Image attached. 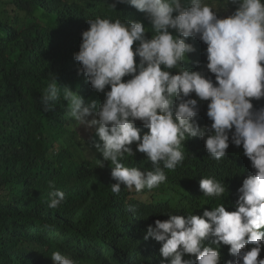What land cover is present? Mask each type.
Here are the masks:
<instances>
[{
  "label": "clouds",
  "instance_id": "9594fccd",
  "mask_svg": "<svg viewBox=\"0 0 264 264\" xmlns=\"http://www.w3.org/2000/svg\"><path fill=\"white\" fill-rule=\"evenodd\" d=\"M116 3L145 13L151 38L143 22L88 19L74 59L103 103H86L53 77L41 106L53 110L62 94L73 129H95L103 143L94 147L111 162L106 177L115 195L125 187L161 188L166 170L185 160V143L201 148L184 192L173 194L182 214L147 229L146 248L157 246L152 264H264V0ZM230 138L239 153L235 203L224 199L233 177L216 171ZM135 156L148 170L122 163ZM49 187L48 207L56 209L65 193ZM151 195L139 198L148 202ZM51 260L78 264L60 251Z\"/></svg>",
  "mask_w": 264,
  "mask_h": 264
},
{
  "label": "trees",
  "instance_id": "16d2710c",
  "mask_svg": "<svg viewBox=\"0 0 264 264\" xmlns=\"http://www.w3.org/2000/svg\"><path fill=\"white\" fill-rule=\"evenodd\" d=\"M96 17L143 22L151 38L146 14L116 0H0V264H54V251L78 264H152L157 246L146 248L148 227L182 214L175 196L186 188L190 163L201 158L198 144L185 143V160L166 170L161 188L125 187L115 195L106 177L111 162L94 147L103 143L95 129L88 138L73 129L62 94L53 110L40 104L53 77L86 103H103L104 94L92 89L74 59L87 20ZM230 144L231 138L216 171L233 177L224 199L235 203L239 153ZM122 163L148 170L142 156ZM50 184L66 197L56 209L48 207ZM150 195L148 202L139 198Z\"/></svg>",
  "mask_w": 264,
  "mask_h": 264
},
{
  "label": "rangeland",
  "instance_id": "374dc122",
  "mask_svg": "<svg viewBox=\"0 0 264 264\" xmlns=\"http://www.w3.org/2000/svg\"><path fill=\"white\" fill-rule=\"evenodd\" d=\"M211 5H213L212 3H211ZM214 7H215V5H213ZM79 127H80V129L81 130H79L81 133H83V135L85 136V137H90L91 136V129L90 128H87L86 126H84V125H79ZM92 151V153H93V155H97V151H96V149H91Z\"/></svg>",
  "mask_w": 264,
  "mask_h": 264
}]
</instances>
